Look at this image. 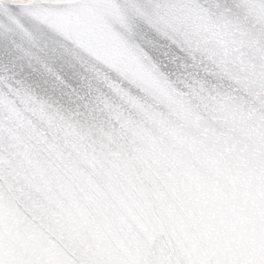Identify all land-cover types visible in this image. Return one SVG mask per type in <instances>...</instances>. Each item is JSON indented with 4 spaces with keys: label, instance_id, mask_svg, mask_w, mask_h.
Returning a JSON list of instances; mask_svg holds the SVG:
<instances>
[{
    "label": "snow or ice",
    "instance_id": "1",
    "mask_svg": "<svg viewBox=\"0 0 264 264\" xmlns=\"http://www.w3.org/2000/svg\"><path fill=\"white\" fill-rule=\"evenodd\" d=\"M198 4L137 6L149 18L172 20L170 28L150 25L139 43L159 74L186 91L167 112L115 106L98 147L91 128L76 121L103 120L109 98L99 84H117L89 74L95 69L66 48L58 53L46 45L8 59L0 50V264H264V0H237L236 22L182 30L180 14ZM118 7L117 0H38L17 14L0 0L6 31L35 18L69 40L73 18ZM33 72L54 80L68 105L39 95ZM68 139L111 165L130 189L166 206V222L149 220L135 240L116 236L79 248L42 224L32 235L14 227L10 208L21 182L35 183L47 162L62 157L69 145L61 141Z\"/></svg>",
    "mask_w": 264,
    "mask_h": 264
},
{
    "label": "water",
    "instance_id": "2",
    "mask_svg": "<svg viewBox=\"0 0 264 264\" xmlns=\"http://www.w3.org/2000/svg\"><path fill=\"white\" fill-rule=\"evenodd\" d=\"M37 2L5 0V6L9 10L15 6L17 14L21 11L27 14ZM50 2L71 5L74 0ZM144 2L117 0V9L81 13L73 18L69 28L72 40L35 18L23 27L13 26L11 31H6L8 22L0 12L3 58L23 56L25 51L35 52L46 45L56 47L58 53L66 48L95 69L89 74L96 75L102 82L118 85L109 89L104 83L99 84L109 98L103 120L94 122L82 117L76 121L77 127L91 128L96 147L103 133L109 131L105 121L114 110H118L115 106L133 114L157 108L167 112L178 92L186 91L160 75L145 58L139 43L141 32L149 31L150 25L152 28H170L172 20L149 18L137 7ZM240 15L237 0H199L198 5H192L180 14L179 25L184 31L200 33L210 25L236 22ZM33 25L39 31H34ZM77 39L79 44L75 42ZM53 41L57 43L54 45ZM62 75L70 80V73ZM30 82L40 84L36 91L45 99L50 97L53 102L68 105L54 80L33 72ZM61 144L69 147L65 148L61 158L45 164L35 183L21 182L10 208V221L14 227L32 235L35 232L33 226L42 224L45 231L54 232L69 246L79 248L106 242L116 236L135 240L142 235V226L149 220L166 222L168 210L160 201L153 197L145 199L141 190L130 189L111 165L86 156L72 145L71 139L61 141Z\"/></svg>",
    "mask_w": 264,
    "mask_h": 264
}]
</instances>
